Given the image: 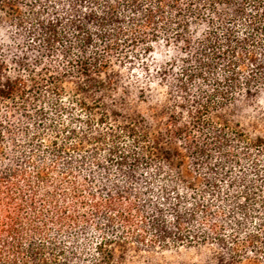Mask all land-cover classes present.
<instances>
[{"label": "trees", "instance_id": "16d2710c", "mask_svg": "<svg viewBox=\"0 0 264 264\" xmlns=\"http://www.w3.org/2000/svg\"><path fill=\"white\" fill-rule=\"evenodd\" d=\"M264 264V0H0V264Z\"/></svg>", "mask_w": 264, "mask_h": 264}, {"label": "rangeland", "instance_id": "374dc122", "mask_svg": "<svg viewBox=\"0 0 264 264\" xmlns=\"http://www.w3.org/2000/svg\"><path fill=\"white\" fill-rule=\"evenodd\" d=\"M165 255L166 257L162 261H166L168 264H192L197 258V255L193 251Z\"/></svg>", "mask_w": 264, "mask_h": 264}]
</instances>
